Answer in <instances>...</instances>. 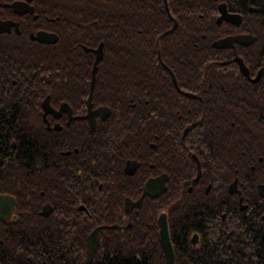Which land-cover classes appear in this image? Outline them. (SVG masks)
<instances>
[{"label":"flooded vegetation","instance_id":"1","mask_svg":"<svg viewBox=\"0 0 264 264\" xmlns=\"http://www.w3.org/2000/svg\"><path fill=\"white\" fill-rule=\"evenodd\" d=\"M96 1L0 0V251H82L80 239L86 240L89 251L91 237L97 251L102 238H111L112 229L126 232L144 199H157L170 188L169 172L162 171L167 166L162 152L169 154V168L176 164L177 122L163 123L169 132L166 151L160 148V119L150 128L155 133L145 137V118L161 116V111L199 109L216 111L217 118L206 121L210 127L201 157L194 151L198 146L193 134L189 135L184 153L194 159L196 171L187 184L174 180V189L186 191L174 195L181 205L172 224L168 211L158 213L159 237V216L165 212L171 241V230L177 239L182 223L187 230L196 229L185 243L188 250L222 251L227 235L237 249L252 251V261L262 262L264 25L258 31L256 15L264 16V0L212 1L216 22L223 16L212 43L216 56L206 57V68L215 64L216 71L184 75L180 80L171 72V95L178 96L174 104L115 108L96 103L94 91L89 102L93 67L98 56V64L103 60L105 48L103 40L95 41L101 36L95 27L97 15L107 13L108 21L117 14L137 15V25L132 24L142 35L144 13H164L171 20L169 32L179 25L173 16L191 13L192 2L106 0L105 9L88 6ZM123 27L129 28L127 23ZM69 38L73 48L86 54L75 61L93 64L91 73L70 74L73 78L67 83L72 88H64L65 74L57 73L59 94L52 97L47 64L63 61V43ZM96 80L97 72L95 84ZM87 83L88 87H80ZM130 106L138 109L137 120L123 118ZM189 131L186 127L182 138ZM143 174L148 176L145 180ZM163 174L168 175L166 190L158 196L146 195L139 207L146 182ZM128 189L130 196H124ZM113 192L117 193L115 216L106 204ZM97 208L103 212L99 224Z\"/></svg>","mask_w":264,"mask_h":264},{"label":"trees","instance_id":"2","mask_svg":"<svg viewBox=\"0 0 264 264\" xmlns=\"http://www.w3.org/2000/svg\"><path fill=\"white\" fill-rule=\"evenodd\" d=\"M212 1L191 0V13L175 14L173 17L179 25L175 30L169 32L166 30L170 27L171 20L167 14L144 13L143 27H141L143 37L139 34L136 26L132 24L133 21L137 25V15L127 16V19L124 15L117 14L113 20L108 21L107 13L98 14L95 27L100 31L101 36H98L95 41L103 40L105 48L103 60L97 68L94 101L99 104H107L113 108L116 105L133 104L170 106L174 104L173 98L178 99V96L171 95V90H174L171 72L180 80V77H184V75L193 76L216 71L215 64L213 68H206L208 63L206 57L216 56V49L212 43L217 39L219 28L216 22L217 13L213 11ZM71 6L73 7V4L69 5V7ZM88 6L103 9L108 7L106 0H97ZM256 16L259 31L264 25V16ZM125 22L129 27L128 30L123 27ZM73 24L74 22L70 23L71 26ZM72 42V38H69L63 43L62 62H49L47 64L50 73L48 87L52 97L59 94L57 89L60 85L58 84L59 76L57 73L65 74L63 76L64 88L73 87L67 83V81H72L73 77L70 74L79 70L85 71L87 74L91 73L93 64L86 62L79 65L75 61L78 56H86V54L77 47L73 48L75 46ZM51 74H56V76ZM89 79L85 77L83 80L88 81ZM80 87L86 88L88 83L87 85L81 84ZM64 95L66 98L69 97L67 93ZM69 102L72 103L73 101ZM129 108L126 110L129 111L127 116L123 118L125 120H137L136 112L138 109L132 106ZM148 113L152 114V112ZM216 118V111H201L199 109H193L190 113L186 110L181 112L161 111V116L152 115L145 118V137L155 133L150 128L155 125L153 121L160 119L161 124L157 128L159 129L160 148L166 151H168L169 132L167 125L164 124L173 119L177 122L175 130L179 144L177 145L175 168L171 169L168 166V153L162 152L161 155V160L164 159L167 163L166 167L162 166V171L169 172L170 188L157 199L145 198L142 208L133 214L132 225L127 228L126 232H121L120 229H112L111 238H102L90 263H87L86 240L80 239L82 251H0V264H166L158 233V213L168 211L170 222L173 223L172 216L176 212V207L181 205L178 197L175 198L174 195L186 191L185 188L174 189L173 182L175 180L178 185L187 184L196 171L194 159L186 158L184 153L189 135L193 134V140L197 142L198 146L194 151L200 156L205 143V136L208 134L206 129L210 127L206 121ZM186 127H190V131L182 138ZM214 139L217 140L216 136ZM206 143L210 146L214 145L211 141ZM142 176L144 180L148 177L146 174ZM130 192L131 190L128 189L127 192H123V195L128 194L130 196ZM113 194L114 197L106 204L111 205L112 216H115L118 214L117 193L113 192ZM181 208H184L183 203ZM97 209L96 224H99L102 222L99 217L103 212H99L101 208ZM56 214H61L60 208L56 209ZM180 215L185 216V213L182 211ZM115 220L106 222H114ZM185 226V223L179 226L177 239L174 238V232L171 230L177 264H264V252L262 262L252 261L253 255L250 254L252 251L237 249L235 247L237 243L232 245L230 241L226 240L228 239L227 235L224 238L225 245L222 251H206L202 247L188 250L185 243L188 242V237L192 231L196 229L193 228L190 231L185 229ZM186 232L188 236H186Z\"/></svg>","mask_w":264,"mask_h":264},{"label":"water","instance_id":"3","mask_svg":"<svg viewBox=\"0 0 264 264\" xmlns=\"http://www.w3.org/2000/svg\"><path fill=\"white\" fill-rule=\"evenodd\" d=\"M222 10L223 9L221 7V11ZM224 17L227 19L231 18L233 20V17H227L226 15H224ZM222 19H223V16L218 18L217 22H221ZM99 60H100V56H98L96 63L94 64V67H93V80L91 84V93L89 97V102H91V97H92L94 87H95L96 72H97V66H98ZM167 181H168L167 174H163L159 177L149 179L144 186L143 196L137 202V205H139V207L141 206L142 200L146 195L154 197V196H158L162 194L167 188ZM159 226H160V238H161V242H162L164 253H165L166 264H176L175 251H174V247H173L171 237H170V232H169L168 216L165 212L161 213L159 216ZM95 244H96V241H94L93 238L91 237L89 241V251H87V263L91 262L92 258L94 257V254L96 252L95 250L97 249V245L95 247Z\"/></svg>","mask_w":264,"mask_h":264}]
</instances>
